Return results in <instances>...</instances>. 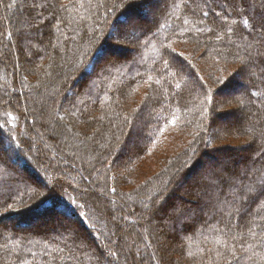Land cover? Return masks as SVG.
I'll return each instance as SVG.
<instances>
[{"label": "trees", "instance_id": "1", "mask_svg": "<svg viewBox=\"0 0 264 264\" xmlns=\"http://www.w3.org/2000/svg\"><path fill=\"white\" fill-rule=\"evenodd\" d=\"M155 1L0 0V66H7L1 70L25 84L13 93L26 96L34 115L28 119L19 98L8 101L17 110H0V138L13 151L0 148V264H119V254L134 245L147 246L132 252L141 264H264V0H164L149 19ZM132 19L144 21L128 28L141 29L136 40L126 30L121 36ZM113 32L134 50L114 45ZM10 43L32 81L14 71ZM191 56L200 59L208 82ZM243 84V93L220 98ZM240 99L251 109L250 126H219L218 110L228 105L234 120L239 112L229 106ZM46 119L57 121L73 151L94 163L81 177L71 164H53L55 189L42 177L48 150L40 145L33 158L24 138L13 136L31 126L59 138L43 126ZM243 131L254 132L253 142L217 144L240 139ZM221 158L245 173L228 169L221 176L212 168L208 181L185 189L201 186L200 204L190 208L182 186L204 159L218 167ZM71 184L75 195L66 196ZM93 205L121 239L114 252L96 246L101 234L91 221ZM50 214L55 225L41 229ZM104 240L112 244L113 237Z\"/></svg>", "mask_w": 264, "mask_h": 264}, {"label": "rangeland", "instance_id": "2", "mask_svg": "<svg viewBox=\"0 0 264 264\" xmlns=\"http://www.w3.org/2000/svg\"><path fill=\"white\" fill-rule=\"evenodd\" d=\"M163 4H164V0L155 1V3L153 4V7L151 8V12L146 14V15H148L147 18L150 19L151 17H153L152 14H156L157 9H159L160 7H163ZM18 8H19V10H21L19 5H18ZM143 22L144 21H141V20H138V19L137 20L136 19H132L131 22L122 25L124 33H122L121 36H124L126 34L125 32L127 31V35L125 37L128 40H132V39L136 40V39H138L140 37V35H141V32H142L141 29H140V32L139 31L135 32V31H132V30L128 31V28H130L131 26H135V25H141ZM111 36H113V38H114L113 39L114 40L113 41L114 45L117 44V45H119V46L121 45L123 47H131L132 50H134L133 46L129 45L127 42H120V39H118L119 37L116 36L115 32H113ZM7 51L10 52L9 58H10L12 64H14V68H15L14 71L15 70L16 71L19 70L20 79L21 80H30V81H32V79H30L28 73H26V71L24 69V66H22L23 63L20 60V56H19L18 52L15 53V47H14V45L12 43L9 44ZM183 52L187 53L185 50ZM59 56H62V55L59 54ZM110 57H112V58H121V57L125 58V57H130V56H119L117 54H112ZM107 58H109V56ZM190 59L194 62L195 65H198L197 66L198 70L199 69L202 70V72L204 73V79H205V81L208 82V78L205 76L206 73L203 71L204 67H203V65H201L200 59L195 58L194 56H191ZM3 66L7 67L4 64H2L0 66V91H1L2 96H3V98L0 99V110L3 109L4 112L5 111H10V110H17L16 107H12L11 105H9L8 101H11L13 99L15 100V98H16V96L13 93V91H14L13 87L17 88L19 90L20 88H23V85H25V84L21 83V86H19V84L16 83L17 77H16L15 74L13 75V73H12V75H9V77L7 76V79H5L4 76H3V72H2L3 70H1ZM238 68L239 67H236L235 69L237 70ZM53 70L56 73V69H53ZM51 71L52 70L50 69V73H51ZM9 72H11V71L9 70ZM49 75H48V77H49ZM233 75L234 74H232L231 76H233ZM2 77H3V79H2ZM89 78H91V75L87 77V79H89ZM47 80H48V78H47ZM83 82H84V80H83ZM79 83H82V79H79ZM31 86L35 90L39 89V86L36 85V84H33ZM245 89H246V84L240 85L234 91L223 92V93L221 92L220 93V98H230L235 93H243L245 91ZM47 92H48V96H50V93H49L50 90H47ZM17 98H19V100L21 102V105H22L21 110H22V112L26 113L28 115V119H31V117H34V115L32 113V108H31V106L29 104V101L26 99V96H19V97L17 96ZM38 101L41 102L42 100L39 99ZM230 107H234L236 109L235 112L238 111L239 113H236L233 116L234 117V120H233V118L232 117L230 118V116L228 115V113L230 112L229 110H227L228 109V105H224V107H222V108H220L218 110L219 113H222L221 114L222 116L217 118V123H218L219 126H221L223 128V127H225L227 125H232L231 124L232 121H237V122L240 121L243 124H245V126H250L249 117L251 116L252 113H251V109L248 106L243 104L242 106L238 107L237 104L236 105L233 104V105H230L229 108ZM241 110H242V112H241ZM3 111H1V112H3ZM7 115H10V114H7ZM228 118H230V119H228ZM56 123H57V121L55 122L54 119H52V121L46 119L45 122L43 123L44 127L48 128V129H52V131L58 132V134L60 135L59 138H56L55 136H52L51 140L47 139V137L44 136L43 131L39 132L37 127L26 126L25 130H24L23 127H21V129H20L21 133H19V135L13 132L14 133L13 136H14L15 140H19L20 136H22L24 138V140H25L24 142H26V144H28V146L30 148V151H31L30 154H31V156H33V158L37 157V156L40 157V155H41L40 149H39L40 145H43V147L48 150V159H49L48 162H49V165H45V169L47 171V175L48 176L46 175V176H42V177H43V179L45 181L49 182L48 183V185H49L48 187H52L54 189H55V186H57V185L55 184L54 173H52L53 172L52 171L53 164H55V163L57 164V163H59L61 161L63 162L62 165L71 164L72 169L73 170L75 169L73 174L75 176H80V177L83 176L84 171L86 172V170H88V166H91V165L94 164L93 162L88 161V159H87L88 157H85L84 154L75 153L73 151V149L75 147L71 146L72 144L67 141V138H66L67 135L64 133V131L60 132V131L56 130V129H59L58 126H55ZM142 129H143V126L142 127L140 126L139 130H137V133H139V135H140V133H142ZM95 132H96V130H95ZM95 132L92 131V133H95ZM210 132L213 133V135H215V133H217V130L214 128ZM238 135H240V134H238ZM252 136H254V132L243 131L240 139L237 136H233L228 141H223L222 142V141L219 140L218 141L219 143H217V144L218 145L228 144L230 146H233V145L234 146H244V145H247V144L253 142L252 141ZM53 138H55V140ZM255 141L258 143V141L256 139H255ZM7 143H8V141L6 140V138L2 136L0 138V148H2V147L5 148L6 151L8 152V155L13 156V151H11L10 149L7 148ZM106 145H108V144L104 142V144L102 146V151H104L106 149V147H107ZM53 149H54V151L56 150L57 152H54ZM221 161H224V162H222V164L220 166L218 165V167H216L213 161L208 160V159H204V161H203L205 163L204 166L201 165V167L199 169H197L196 172L192 173V175L186 181V184H184L182 186V188H184V190H183V192H181L182 193L181 195H183L184 197H188V195H187V193H188L189 197L191 196V198H190V203H191L190 206L191 207L190 208L193 209V208L197 207L200 204V195H201L200 187L201 186H200V184L196 185L195 187H193L194 190L192 192H190V193L188 191H185V189L187 190L188 187H190L192 184L196 183L195 182L196 180L200 181L199 183H202L204 181L205 182L208 181V179H206L207 178L206 176H207V174L209 172L212 171V168L215 167L216 170H217V173L220 174L221 176H223L224 173L228 169L231 172H235L237 174V176H241L242 174L245 173V170L243 169V167L241 165H236V166L232 167V166H228L227 165V160L226 159L222 160V158H221ZM32 162H33L32 164H35V167L39 168L40 164L35 163V159L32 160ZM15 163H16V168H18V170L20 171V174H22V175L25 174L26 175V169L23 168L22 162L20 160H18V162H15ZM85 168H87V169H85ZM65 170L67 171L66 167H65ZM248 173H250V172L248 171ZM86 175H88V177H90L91 179L95 178L94 175L93 176H90V174H86ZM74 187H75V184H71V186L69 185V190H68V187H65L66 189L64 188L66 196L67 195L70 196L71 192L73 193V195H75L73 190H75L76 188H74ZM87 188H88V190H92L91 189L92 188L91 185L87 186ZM60 193H61V195L65 196V194H63V192H60ZM102 197H104V196H102ZM175 198L176 197L171 198L170 202H172L173 204L177 205V203L175 201ZM71 200L75 203L74 199L71 198ZM109 203H110V201H109ZM92 207H91V213H92L93 217L91 218V221H92V224H96V226L98 225V227H97L98 228V232H100V234H101V240L99 241V245L96 244V246L97 247H101L103 252H104V249H107V250H110V251L114 252L115 249H113V247H116L115 244L119 243V241L121 239L118 240V237H115V236H117L118 233H116L115 230H113L112 224L109 221H107V219H105V215H104V213L102 211V208L100 206H97V205H93ZM126 209L127 210L125 211V213L128 212V211L131 212L129 207L126 208ZM110 212H112L111 206H110ZM112 214L114 215V213H112ZM197 215H198V211L194 210L193 211V216H194V219L196 221L198 220L197 219ZM52 220L56 221V218L53 217V215H51V214L48 215L46 217V220H42V221H44L46 223V226H42L41 229L46 230V229H49L52 225L54 226L55 224L51 223ZM69 220L72 221V224H73V220L71 218H69ZM39 222L40 221L35 222L33 226L39 224ZM57 222H61V221L59 220ZM4 223L6 225H8L9 227H11V226L13 227L12 220L4 221ZM109 236L113 237L112 244H110V243L107 244L106 241L104 240L106 238H109ZM126 236L128 238L132 239V240H134V238H135L131 231L128 232L126 234ZM145 247H147V246L134 245V247L125 248V250L122 253H120L119 256H118L119 264H141V263H144L143 260L137 262L136 259H134V257H131V255H132L133 251H136L137 253H141L142 250L146 251Z\"/></svg>", "mask_w": 264, "mask_h": 264}, {"label": "snow or ice", "instance_id": "3", "mask_svg": "<svg viewBox=\"0 0 264 264\" xmlns=\"http://www.w3.org/2000/svg\"><path fill=\"white\" fill-rule=\"evenodd\" d=\"M244 23L247 24L248 21H245ZM262 27H264V25H262ZM220 82L223 83L222 80H221ZM177 87H179V85H177ZM243 104H244V100H243V99H240V100L238 101V103H237V106L239 107V106H242ZM216 110H217V109L213 108V111H214V112H215ZM0 127H2V125H0ZM113 191H115V189H113ZM251 191H252V189H249V192H251ZM259 195L264 196V189H262V190L259 192ZM242 198H243V199H247V196H242Z\"/></svg>", "mask_w": 264, "mask_h": 264}]
</instances>
